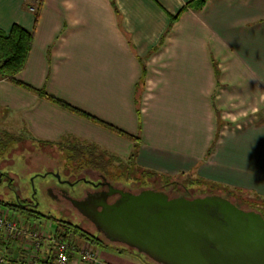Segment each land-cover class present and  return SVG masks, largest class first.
Wrapping results in <instances>:
<instances>
[{
	"label": "crops",
	"instance_id": "crops-1",
	"mask_svg": "<svg viewBox=\"0 0 264 264\" xmlns=\"http://www.w3.org/2000/svg\"><path fill=\"white\" fill-rule=\"evenodd\" d=\"M189 1L0 0L1 30L32 31L16 78L100 122L2 78L0 135L94 143L264 199V0ZM77 242L96 251L88 264H149ZM28 246L0 234L10 264H28Z\"/></svg>",
	"mask_w": 264,
	"mask_h": 264
},
{
	"label": "water",
	"instance_id": "water-1",
	"mask_svg": "<svg viewBox=\"0 0 264 264\" xmlns=\"http://www.w3.org/2000/svg\"><path fill=\"white\" fill-rule=\"evenodd\" d=\"M59 178L58 175H56ZM65 198L107 241L156 264H264V217L217 193L188 197L151 187ZM119 194L108 202V193Z\"/></svg>",
	"mask_w": 264,
	"mask_h": 264
},
{
	"label": "rangeland",
	"instance_id": "rangeland-1",
	"mask_svg": "<svg viewBox=\"0 0 264 264\" xmlns=\"http://www.w3.org/2000/svg\"><path fill=\"white\" fill-rule=\"evenodd\" d=\"M19 137L23 139H15L16 137L7 134L0 135V202L16 203L17 200H21L22 209L36 210L47 217L34 218L18 213V211L9 210L2 205L0 208L17 214L14 216L21 222H24L25 219L30 225H39L48 232H54L56 228L55 222L48 218L51 216L76 225L103 241L106 246H95L99 251L117 252L122 250L133 253L149 264H156L133 249L107 241L96 231L95 226L75 211L68 202H54L45 189L47 186H55L56 175L60 179L74 181L80 177L96 178L98 173H101L116 187H125L133 192L156 186L173 196L184 193L188 197H193L217 193L245 209L254 206L264 214V199L245 195L225 186L211 185L210 182L191 173L175 177L160 176L137 166L133 158H116L108 149L98 147L94 143L89 144L66 138L61 143L49 142L48 144L32 145L24 136L19 135ZM64 187L67 188V195L78 197L82 195L86 186L80 181L72 187ZM64 239L75 244L81 240L78 235L74 234H67Z\"/></svg>",
	"mask_w": 264,
	"mask_h": 264
},
{
	"label": "trees",
	"instance_id": "trees-1",
	"mask_svg": "<svg viewBox=\"0 0 264 264\" xmlns=\"http://www.w3.org/2000/svg\"><path fill=\"white\" fill-rule=\"evenodd\" d=\"M205 0H190L188 2L189 6L198 7L203 4ZM32 40V31L29 29H26L20 24L13 23L8 31H3L0 29V79L5 78L12 83L19 85L29 91L37 92L43 97H46L55 103L63 106L66 109H69L77 114H79L82 117L91 119L95 122L100 123L98 120H96L93 116H90L89 114L61 101L56 99L55 97L45 93L42 90H35L30 84H27L19 79L16 78V74L21 71V69L25 65V61L27 58V54L29 51L30 43ZM103 123V122H102ZM101 123V124H102ZM103 126H106L108 129H112L118 133L124 134L123 132L119 130H115L111 128L109 124H102ZM149 174V173H148ZM165 177V176H164ZM154 189L163 190L161 187H152ZM174 189V187H172ZM184 194V193H183ZM185 195V194H184ZM186 196V195H185ZM260 198V197H259ZM232 201V200H231ZM235 203L234 201H232ZM239 207H241L238 203H235ZM0 205L5 206L7 209L12 211H18V213L25 214L26 216L38 218V217H47L44 214H41L40 212L32 209H22V201L17 200L16 203H2L0 202ZM253 206V205H251ZM244 208V207H241ZM247 209H253L259 211L263 217L264 214L260 211V209H257L256 207H249ZM50 220H53L56 224L55 231L52 232L53 234H56L59 238L64 239V237L67 234H74L78 235L81 240L84 242H87L93 246H106L103 244V241L96 238V236L91 235L85 231H83L81 228H79L76 225L70 224L68 222H65L60 219H56L53 216L48 217ZM122 251V250H121ZM120 252V251H119Z\"/></svg>",
	"mask_w": 264,
	"mask_h": 264
},
{
	"label": "built area",
	"instance_id": "built-area-1",
	"mask_svg": "<svg viewBox=\"0 0 264 264\" xmlns=\"http://www.w3.org/2000/svg\"><path fill=\"white\" fill-rule=\"evenodd\" d=\"M11 211L0 208V234L5 239H13L30 246L28 264H69L71 256L78 253L79 262L88 264L97 260L96 251L90 246L77 248L76 244L59 238L56 234L21 222ZM47 251L43 253V247ZM0 264H10L5 252H0Z\"/></svg>",
	"mask_w": 264,
	"mask_h": 264
},
{
	"label": "flooded vegetation",
	"instance_id": "flooded-vegetation-1",
	"mask_svg": "<svg viewBox=\"0 0 264 264\" xmlns=\"http://www.w3.org/2000/svg\"><path fill=\"white\" fill-rule=\"evenodd\" d=\"M90 171V170H88ZM83 182L85 184V188L83 190V193L81 196H78L77 198H84L88 193H92L95 191H104V192H110L109 188L110 187H114L116 189H123V190H129V189H125L124 188H120V187H116L115 185H113V183L107 179V177L101 173H98L96 178H91V179H86L84 177H80L75 179L74 181H69L67 179H60L56 177V184L55 186H47L46 187V193L50 196V198L57 203H61V202H68L70 204V202L65 198V196L67 195V188L64 186H68V187H72L75 184H77L78 182ZM173 189V188H172ZM131 191V190H129ZM119 197V194L117 192L115 193H108L107 196V201L111 202L114 201L115 199H117ZM112 198V200H111ZM71 205V204H70ZM72 206V205H71ZM73 209L75 211H77L74 207Z\"/></svg>",
	"mask_w": 264,
	"mask_h": 264
}]
</instances>
